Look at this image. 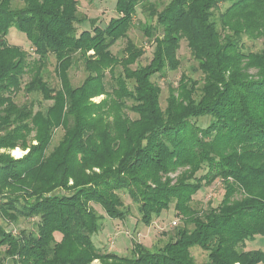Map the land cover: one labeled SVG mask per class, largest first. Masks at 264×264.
<instances>
[{"label": "trees", "instance_id": "trees-1", "mask_svg": "<svg viewBox=\"0 0 264 264\" xmlns=\"http://www.w3.org/2000/svg\"><path fill=\"white\" fill-rule=\"evenodd\" d=\"M21 1L13 8V0H0V151H30L18 160L0 153V212L15 224L37 221L15 236L0 224L5 258L14 264H196L191 249L197 247L208 255L203 264H264V251H246L264 237V0H117L118 17L105 28L91 21L92 30L80 34L77 25L86 22L77 0ZM139 7L157 28L141 25L154 38V52L149 64L134 69L145 54L128 40ZM13 27L37 59L8 43ZM182 38L202 81L182 76L163 109L152 80L179 69ZM121 40H127L124 57L111 50ZM51 55L59 90L45 80ZM78 63L88 76L74 87L70 72ZM21 92L52 105L18 106L14 97ZM60 128L64 135L50 152ZM217 181L224 192L219 205L198 204L195 197ZM123 193L145 225L173 209L180 222L176 240L154 251L135 243L130 256L97 246L104 217L93 206L123 222Z\"/></svg>", "mask_w": 264, "mask_h": 264}, {"label": "rangeland", "instance_id": "rangeland-1", "mask_svg": "<svg viewBox=\"0 0 264 264\" xmlns=\"http://www.w3.org/2000/svg\"><path fill=\"white\" fill-rule=\"evenodd\" d=\"M78 1V17L83 19L86 23L77 25L78 33L80 34L84 30H92L91 21H95L97 27L105 28L111 19L118 17L116 11V1L117 0H77ZM161 3L160 0H157ZM169 0H165L164 3H168ZM154 3V1L152 0ZM23 3L21 0H13L11 7L18 8L22 7ZM146 12L139 7L137 15L135 17V27H132L128 40L134 43L138 48H144L145 54L139 60V62L132 68L136 69L139 66H145L149 64L153 58L154 52V42L153 39H148L143 31L140 30L141 25L149 23V27L157 28L155 21H149L146 17ZM146 25V24H145ZM157 35H162V29L157 31ZM8 43L10 45H17L22 47L23 50L28 54L29 61L37 59L34 48L28 41L24 34L20 33L15 27L11 28L7 36ZM247 46L251 47L252 42L246 40ZM257 49H260L261 43H256ZM127 46V40L119 41L111 50L114 55L118 57H124L125 47ZM92 54V53H91ZM75 58L79 60V55ZM178 59L180 60V67L177 71H167L165 74H158L153 77L154 83H156L162 91L161 94V106L163 109L166 107V101L169 96V88H177L179 86V81L182 76L191 77L192 79L201 82L202 74L198 70L197 62L192 59L187 41L182 38L180 49L178 51ZM58 62L54 55L49 57V62L46 66L45 80L49 85L55 89H60V81L57 74ZM88 76L85 73L84 66L82 63H78L70 72L71 81L74 87H78L82 84L84 79ZM30 77L26 76L23 81L24 84L29 82ZM108 79V80H107ZM107 81H110V76H107ZM202 84H200L201 86ZM106 96H101L99 98L93 99L94 102L100 103L104 100ZM15 102L18 106L24 104H33L34 110L46 109L48 106L52 105V102L44 101L37 95L33 96L25 92L18 93L15 97ZM127 114L132 119H137L138 116L132 111H128ZM204 126L210 124V120H201ZM64 135V130L62 128L55 131L53 140L50 146V152L59 144L60 140ZM3 136V135H0ZM37 141H33L31 145H36ZM22 156L16 157L14 151L17 149H2L0 153L5 156H10L14 160L22 159L25 155L29 153V149L26 151L18 148ZM201 173L199 174V176ZM58 193V192H57ZM60 193H64L61 191ZM223 189L219 181L215 182L204 188L196 197L195 201L203 206H206L210 202L214 207L218 206L223 198ZM124 201V211L127 210V217L123 222L115 221L106 216V214L98 206H93L96 211L104 217L101 232L94 237V242L97 246L101 247L104 251L110 253H117L121 256L132 255L135 243L142 245L146 250L154 251L163 247L169 241H175V228L180 222L177 221V217L174 214V210L171 209L170 212L164 213L160 218L155 219L151 225H145L141 222V217L138 211V206L132 202L126 194H121ZM4 202L3 198L0 196V206ZM201 208V207H200ZM6 222H5V221ZM36 219L26 220L20 218L17 224L6 220L0 212V224L6 228L7 231L12 233L14 236L19 235L20 231L27 230L30 231L34 228ZM175 238L174 240H172ZM137 245V244H136ZM6 248H0V261L5 259L4 264H14L11 259L5 258ZM249 250H262L264 251V237L257 238L253 243L247 245L246 251ZM191 255L195 260L196 264H203L207 261V253L202 251L200 248L191 249ZM94 264H100L99 261H95Z\"/></svg>", "mask_w": 264, "mask_h": 264}, {"label": "bare ground", "instance_id": "bare-ground-1", "mask_svg": "<svg viewBox=\"0 0 264 264\" xmlns=\"http://www.w3.org/2000/svg\"><path fill=\"white\" fill-rule=\"evenodd\" d=\"M14 154H15L16 157H21L22 156V153H21V151L19 149L15 150Z\"/></svg>", "mask_w": 264, "mask_h": 264}]
</instances>
